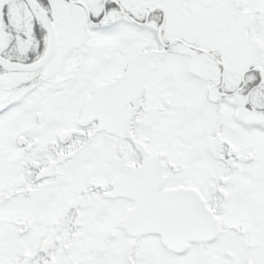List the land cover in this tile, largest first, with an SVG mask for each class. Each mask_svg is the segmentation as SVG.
Segmentation results:
<instances>
[{
    "label": "snow or ice",
    "instance_id": "1",
    "mask_svg": "<svg viewBox=\"0 0 264 264\" xmlns=\"http://www.w3.org/2000/svg\"><path fill=\"white\" fill-rule=\"evenodd\" d=\"M0 264H264V0H0Z\"/></svg>",
    "mask_w": 264,
    "mask_h": 264
}]
</instances>
